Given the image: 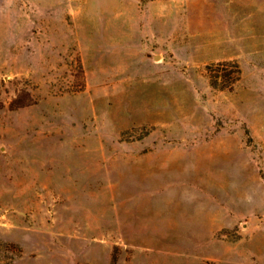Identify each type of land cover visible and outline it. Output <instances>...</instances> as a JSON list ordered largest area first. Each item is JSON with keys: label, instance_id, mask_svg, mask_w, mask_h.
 <instances>
[{"label": "rangeland", "instance_id": "374dc122", "mask_svg": "<svg viewBox=\"0 0 264 264\" xmlns=\"http://www.w3.org/2000/svg\"><path fill=\"white\" fill-rule=\"evenodd\" d=\"M0 264H264V0H0Z\"/></svg>", "mask_w": 264, "mask_h": 264}, {"label": "trees", "instance_id": "16d2710c", "mask_svg": "<svg viewBox=\"0 0 264 264\" xmlns=\"http://www.w3.org/2000/svg\"><path fill=\"white\" fill-rule=\"evenodd\" d=\"M141 2L160 1V0H140ZM222 67L230 68L233 72H221ZM209 76L210 86L215 89H230L231 86L239 80L240 70L236 63L221 62L212 64L206 68ZM220 81V82H219ZM222 81V82H221ZM225 83V84H223Z\"/></svg>", "mask_w": 264, "mask_h": 264}, {"label": "crops", "instance_id": "0c3cea01", "mask_svg": "<svg viewBox=\"0 0 264 264\" xmlns=\"http://www.w3.org/2000/svg\"><path fill=\"white\" fill-rule=\"evenodd\" d=\"M152 4H153V2H152Z\"/></svg>", "mask_w": 264, "mask_h": 264}]
</instances>
